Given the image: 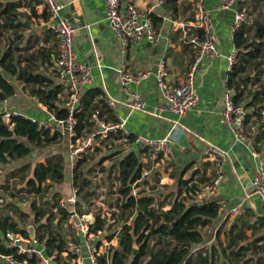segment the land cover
Listing matches in <instances>:
<instances>
[{"label":"crops","instance_id":"1","mask_svg":"<svg viewBox=\"0 0 264 264\" xmlns=\"http://www.w3.org/2000/svg\"><path fill=\"white\" fill-rule=\"evenodd\" d=\"M0 1L19 2L21 4L18 9L20 15L17 20L21 23L20 26L15 28L0 26V59L11 46L19 60L17 62L18 67H30L33 73L42 74L52 81L48 86L61 85L62 88L63 81L49 63L57 54L58 37L52 30L41 24V19L48 17V11L44 4L41 0ZM58 1L62 7L61 14L72 19L78 26L75 47L79 60L91 66L94 82L86 86L85 92L99 88L104 91L105 95L115 98L118 104L113 108L114 114L117 117L127 118L126 127L132 137L143 135L150 138H162L171 133L172 137L178 142L174 145L175 155L172 158L160 162L157 169L150 172V174L142 177L141 172L142 180L139 182L144 187L143 192L161 188V192L159 191L157 195H154L159 197L160 194L165 193L166 202L169 204L167 203L164 207L170 209V203L174 201L180 190V180L192 179V182L197 184L200 191L196 190L194 193L187 195L185 187L182 186L183 192L180 198L184 196L187 204L194 201L201 202L215 199L219 202L220 209L217 218L210 225L218 227L223 223H233L234 226L238 227V231L243 230L245 234L243 240L238 239L240 243L263 238L258 243L263 244L264 208L258 196L255 195L249 199L246 197V193L252 188L257 159L254 158L249 148L234 141L230 128L221 119L231 70L227 55L236 48L233 40L234 32L232 31L235 11L242 6L257 5L259 0H239L231 8H224L222 0H205V5L211 10L217 32L218 49L223 55L213 59L204 58L200 62L196 74L200 105L196 109L190 110L181 118L180 125L174 128L172 119L175 116L171 113L166 112L161 116H154L143 111H130L123 104L129 99V93L122 86L117 69L126 58L129 67L134 71H153L156 69L161 57L165 56L168 60L172 83H181L186 78L189 65L192 62L193 50L184 30L174 27L170 18H176L184 23L192 21L194 14L191 0H178L176 11L169 19L165 20L162 16L170 8L167 3L161 5L160 0H135L141 8L151 11L155 17L160 19L155 23L162 29L163 38L159 45H153L149 42L138 46L131 45L126 54L123 52L120 40L115 36L107 21L105 0ZM262 10L264 12V6L259 15H261ZM261 16L264 18V15ZM0 23H3L1 17ZM47 62L49 64H46ZM0 71L4 72L16 87L13 96L0 102V111H18L26 117L38 120H49L52 117L54 113L37 95L32 93L33 85L21 81L17 76L8 74L1 65ZM250 88L251 93H253V90L258 89V83ZM138 89L147 102L149 109H153L164 101L163 93L154 78L143 81ZM250 99L251 97H248L245 102ZM248 124L249 126H255V145L259 149H263L264 110H262L261 115L249 117ZM63 136L61 134V137L55 143L46 147H34L28 158L34 157L33 164L37 161L46 162L47 156L60 152L65 156L68 164L69 152L66 154L55 149ZM113 138L116 139L114 140L116 148L113 151L119 152L112 159L115 164H118L129 152H134L139 158L140 165L142 164L141 153L136 144L124 140L121 134L114 135ZM208 144L220 147L228 151L230 155V161L224 166L223 183L216 195L206 194L203 191V187L210 180L214 168L213 157L205 153ZM106 161L109 162L110 160L107 159ZM145 164L149 166L147 163ZM110 169L112 168H107L105 172L111 173L114 177V183L119 187V182L115 176L116 170L113 169L110 172ZM65 172L68 174V176L65 175V178H68L73 188L74 172L67 168ZM84 174L89 177L88 174ZM95 188L93 187V190ZM233 208H237V210L232 212ZM209 226L202 229L204 236V230ZM228 230V233L225 234L226 240L232 232L231 228ZM217 234L218 232L215 231L214 234L211 233L205 236L206 241L194 245L192 251L201 250L204 255L207 249L218 243L219 238L225 245L226 240L223 239L225 235L221 236L219 234L218 236ZM236 234L232 233L231 237L236 238ZM213 238L215 239L214 242H212ZM116 239H118V236ZM40 245L44 246V243H40ZM36 264H38L37 261ZM54 264H56L55 261ZM85 264H89L88 260L85 261Z\"/></svg>","mask_w":264,"mask_h":264},{"label":"trees","instance_id":"2","mask_svg":"<svg viewBox=\"0 0 264 264\" xmlns=\"http://www.w3.org/2000/svg\"><path fill=\"white\" fill-rule=\"evenodd\" d=\"M165 1L176 11L178 0ZM20 7L19 2L0 1V17L3 19L0 26L19 27L21 23L17 20ZM260 14L264 15L263 10ZM152 16L155 22L160 20L153 14ZM233 40L238 49V56L237 62L229 72L228 85L235 87L236 102H243L247 109H250L247 116L249 120V117L261 115L264 110V18L235 31ZM18 61L10 46L2 55L0 65L8 74L33 85L32 93L37 95L58 118L66 119L67 109L59 106L57 102L61 85L48 86L52 83L49 78L33 73L30 67H18ZM256 83H258V89L251 93L250 87ZM15 92V85L4 72L0 71V102L13 96ZM248 97L251 99L245 102ZM81 108L76 113L77 137L93 133L98 129L94 119L97 111H99V120L106 123L118 121L113 109L107 105L106 95L102 89H90L85 92L81 99ZM60 137V132H51L50 129L42 128L38 122L22 114L12 115L9 122L0 117V164L7 166L14 161L28 158L34 147H46L55 143ZM84 159L80 161L79 167L73 173V184L79 187L80 193H85L83 202L86 203L90 202L95 194L93 190L95 186L80 168ZM33 161L35 160L30 159L17 169L10 170L5 178H0V191L10 193L14 197L15 192L11 189L13 185L24 201L28 200L25 194L33 197L29 211L19 210L15 202L7 203L9 211L0 213V241L7 230L21 233L25 237L35 235L40 243H44L47 255H52L55 250L59 251L55 259L56 264H71L70 260L74 256L69 254L64 257L61 254L68 242L67 234L63 229L68 226L69 212L61 208L57 212L54 210L59 203L60 192L56 191L52 196L47 194L54 184L61 183L65 178V156L58 152L47 156L46 162L37 161L33 164ZM110 168H112L110 172L113 169L116 170L115 176L119 182L116 207L120 209L118 216L122 223L118 244L111 245L108 251L99 257L100 264H264V243L258 244L263 238L240 243L238 239L245 238L243 230L237 232L236 238L231 237L233 233L231 232L225 245L219 238L218 243L207 249L204 255L201 250L192 251L194 245L206 241L202 229L217 218L220 209V204L215 199L189 206L184 196L180 198L183 192L182 186L185 187L187 195L196 190L200 191L192 179L180 180L177 197L170 203L171 208L164 210L163 207L168 203L166 196L162 197L160 194L157 197L145 192L138 196L134 195L131 185L141 178V165L134 152H129L118 164L112 160ZM103 170L106 171L107 168L103 167ZM2 199L0 195V200ZM77 205H80V198ZM111 207L115 205L111 203ZM31 217L32 223L27 222L26 219ZM17 218L24 221L27 228L21 227ZM110 227L111 224L107 219L97 215L91 225V232L105 231ZM114 236L115 232L108 236L109 240L111 241ZM74 241L82 242V235ZM134 245L138 246L136 253ZM152 247H156L154 252L151 251ZM0 251L9 253L13 249L0 245ZM24 257L21 255L20 259ZM29 263L36 264V259H30Z\"/></svg>","mask_w":264,"mask_h":264},{"label":"built area","instance_id":"3","mask_svg":"<svg viewBox=\"0 0 264 264\" xmlns=\"http://www.w3.org/2000/svg\"><path fill=\"white\" fill-rule=\"evenodd\" d=\"M194 18L188 23L179 21L171 16L174 14L172 8H168L162 16L163 19H169L174 27L182 28L188 42L192 46L193 59L189 65L186 78L178 84H173L170 79L168 60L165 56L161 57L155 70H132L124 58L123 64L117 69L122 86L129 93V99L123 104L130 111H143L154 116H161L168 112L175 116L172 119L173 128L180 125V120L190 110L196 109L200 105V94L196 81L198 66L204 58L213 59L223 54L218 49V38L215 25L212 19L211 10L205 5V0H191ZM239 0H222L224 8H231ZM48 11V17L41 19V24L52 30L58 37L57 54L49 63L58 77L63 81L61 91L58 93V105L63 106L68 111L66 119H60L55 114L49 120H38L39 126L50 129L51 132H60L62 135L67 133L70 137L71 153L69 157V168L74 172L78 167L84 155L90 148L93 149L97 139L109 135H122L124 140L136 144L141 153V172L142 177L150 174L157 169L160 162L170 159L175 155L174 145L178 142L172 137L171 133L162 138H150L143 135L131 136L127 130V118L118 116L116 123H106L98 119L97 111L94 119L98 129L90 134L77 137L76 113L81 108V99L85 93L86 86L94 82L91 72V66L79 60L75 39L78 30L77 24L61 14V5L58 0H41ZM107 6V21L115 36L120 40L123 52L126 54L131 45H142L149 42L153 45H159L163 38L162 29L159 28L152 16L151 11L141 8L135 0H105ZM165 0H160L164 5ZM253 19L245 6L235 11L232 31L235 32L245 25H252ZM238 49L234 48L228 55L230 69L237 62ZM48 62L46 64H49ZM150 78H154L161 89L164 101L149 109L147 102L139 91V85ZM235 87L227 85L225 93V106L221 111L222 122L225 123L233 134L234 141L245 145L250 149L254 158L257 159L255 176L252 182V188L246 193L249 199L252 196H258L264 208V148L259 149L255 145V126H249L247 109L243 102H236ZM106 103L110 108H115L118 101L106 95ZM21 114L18 111L3 110L0 111V117L7 122L12 115ZM205 153L213 157L214 168L210 180L204 185L203 191L206 194L216 195L223 183L225 171L224 166L230 161L228 151L208 144ZM147 163L149 166H146ZM142 177L134 182L137 184ZM80 190L78 186L73 185V194L67 198H61L55 211L60 208L69 212L67 224L74 230L78 236L82 235L83 241L76 242L68 239L66 246L61 254L66 257L72 254L74 257L70 260L71 264H100L99 257L107 252L101 250L94 242L96 238L104 240L105 244L110 246L113 239H106L108 229L91 232V225L94 223L97 215L102 219H107L112 225L115 217L106 216L102 211L93 213L90 211L78 212L76 208L79 200ZM137 196V193L134 192ZM233 208L231 211H236ZM109 213L107 212V215ZM110 215V214H109ZM120 232V231H119ZM115 234V238L119 236ZM0 245L5 248H12L13 251L4 253L0 251V262L2 264H29L30 259H36L38 264H54L59 254L55 250L52 255L45 253V246L40 245V240L36 236L25 237L21 233L7 230L2 237ZM102 251V252H101ZM24 255L23 259L20 256Z\"/></svg>","mask_w":264,"mask_h":264},{"label":"rangeland","instance_id":"4","mask_svg":"<svg viewBox=\"0 0 264 264\" xmlns=\"http://www.w3.org/2000/svg\"><path fill=\"white\" fill-rule=\"evenodd\" d=\"M192 2V1H191ZM264 6V0H259L257 5H252V6H248L246 7L248 10V13L251 15L252 19H253V23L256 20H261L263 19V17L261 15H259L260 10L262 9V7ZM250 110V109H248ZM65 135L63 136L62 140H60L57 144V147L55 149H58V151H63V153L69 152V157H70V153H71V147H70V137L67 133V129ZM65 138V139H64ZM116 140L115 138H113L112 135H109L108 138L103 137V138H98L97 139V143L95 144L93 149H89L87 150V152L84 155V162H82L80 168L81 170L84 171V173L88 174L90 180H91V184H93L96 188H95V194L92 196V200L90 202H83V198H84V192L80 193V205H76L74 208H76L78 210V212L80 213L81 210H84L83 212L89 213L90 211H92L93 213H97L99 211H102L106 214V216H111V218L115 217V221L114 223L111 225V228L108 230L106 239L109 240V235H111L113 232H115V234L117 232H119L121 230V220L119 219V212L120 209H118L116 207V203L118 201V186L114 183V177L108 173H106L105 171H102V168H109L111 166V161L113 158H115L114 156L116 155V151H113L116 147L115 144L116 142L114 141ZM30 159L34 160V157H30V158H25V159H21L19 161H14L12 162L10 165H2L0 164V178H5V176H7V174H9L10 170H12L13 168L17 169V167L22 166L23 164H25L26 162H28ZM109 159L110 161L107 162L106 160ZM66 163V168L70 170L69 168V163ZM65 175L68 176L67 172H65ZM20 178V177H19ZM18 178V180H20ZM12 183V180H11ZM11 189L12 191L15 192V196L12 197L10 193H4L3 191H0V195L3 197L2 200H0V202H2V207L0 208V213L9 211V207L7 205L8 202H15L18 204L19 206V210L22 211H29L30 210V201L33 199V197L29 194H25L26 198L28 199L27 201H24L21 197V194L17 192L16 189L13 188V185H11ZM134 190L133 192H136L137 195L140 192H143L144 187L141 184V182H138L137 184H134ZM59 191L60 192V196L61 198H65V197H69L70 195L73 194V188L72 185L70 184V182L68 181V178H64V180L61 183H56L54 184L53 188L49 189V192L47 193L48 196H52L54 194V192ZM161 192V188H159V190L155 189V190H145L146 193H152L157 195L158 192ZM165 196V193L162 194V197ZM39 201V199H38ZM111 203L115 205V207H111ZM18 208V207H17ZM167 209V207H164V210ZM114 210H115V214H114ZM19 212V211H18ZM107 212L110 214L107 215ZM17 221L19 222L21 227H26L27 225L24 223V221H22L21 219L17 218ZM27 222H31L33 221V218H29L26 219ZM231 228L232 232L236 234V232H238V227L234 226L233 223L229 224L226 223L220 226H214V225H210L208 228H206L204 230L205 236L210 235L211 233L214 234L215 231L220 232L221 236H223V234H227L228 233V229ZM63 231L67 234V238L70 237L71 239H78L79 236L76 233V230H74L73 228H71L70 226H65ZM35 236V235H33ZM83 239V237H82ZM223 239L226 240V235L223 236ZM215 239L213 238L212 242H214ZM96 245L100 246L101 245V250L103 251H108L109 247L111 245H117L118 244V239H114L112 241V243H110V246L105 244L104 240H102L101 238H96L95 241ZM154 248L156 247H152L151 251L154 252ZM102 252V251H101ZM228 252H230V249H228Z\"/></svg>","mask_w":264,"mask_h":264},{"label":"water","instance_id":"5","mask_svg":"<svg viewBox=\"0 0 264 264\" xmlns=\"http://www.w3.org/2000/svg\"><path fill=\"white\" fill-rule=\"evenodd\" d=\"M116 163H117V161H116ZM197 204H198V202L194 201V202L190 203L189 206L197 205ZM137 251H138V246L134 245V252L136 253Z\"/></svg>","mask_w":264,"mask_h":264}]
</instances>
